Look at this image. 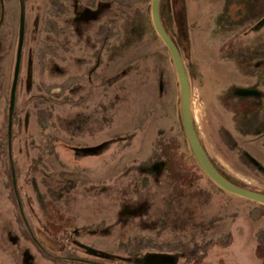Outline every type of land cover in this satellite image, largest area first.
<instances>
[{
  "label": "rangeland",
  "instance_id": "rangeland-1",
  "mask_svg": "<svg viewBox=\"0 0 264 264\" xmlns=\"http://www.w3.org/2000/svg\"><path fill=\"white\" fill-rule=\"evenodd\" d=\"M169 1L202 144L264 192V0ZM151 2L0 0V264H264V204L193 156Z\"/></svg>",
  "mask_w": 264,
  "mask_h": 264
},
{
  "label": "water",
  "instance_id": "water-1",
  "mask_svg": "<svg viewBox=\"0 0 264 264\" xmlns=\"http://www.w3.org/2000/svg\"><path fill=\"white\" fill-rule=\"evenodd\" d=\"M161 1L162 0H152L151 2L152 22L159 37L167 46L175 65L181 92L183 126L191 146L193 156L196 158L200 167L208 175V177L219 187L230 193L264 204V192L256 191L231 181L216 167L204 148L196 130L192 115L191 84L189 76L182 54L162 21Z\"/></svg>",
  "mask_w": 264,
  "mask_h": 264
},
{
  "label": "trees",
  "instance_id": "trees-1",
  "mask_svg": "<svg viewBox=\"0 0 264 264\" xmlns=\"http://www.w3.org/2000/svg\"><path fill=\"white\" fill-rule=\"evenodd\" d=\"M182 11H183V9H181V12ZM181 12H177L176 16L174 17L172 14V6H171L170 1L169 0H162L161 1V14H162V18H163V23H164L167 31L169 32V34L171 35V37L174 39V41L176 43H177V40L175 39V36L172 35L173 33L170 31V28L175 24L181 33L184 32L185 28H184V24H183L184 22H183ZM21 37L23 38V21H22V26H21ZM232 91L235 93V92L243 91V89L238 88V87H234V88H232ZM246 93H247V95H244V96L248 97L249 95H252L255 92L252 90L246 89Z\"/></svg>",
  "mask_w": 264,
  "mask_h": 264
},
{
  "label": "flooded vegetation",
  "instance_id": "flooded-vegetation-1",
  "mask_svg": "<svg viewBox=\"0 0 264 264\" xmlns=\"http://www.w3.org/2000/svg\"><path fill=\"white\" fill-rule=\"evenodd\" d=\"M21 26H22V23H21ZM20 35H21V33H20ZM22 37L20 36V43L22 42V39H21Z\"/></svg>",
  "mask_w": 264,
  "mask_h": 264
}]
</instances>
